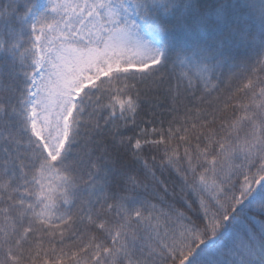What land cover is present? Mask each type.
<instances>
[{
    "label": "snow or ice",
    "instance_id": "6c2138e0",
    "mask_svg": "<svg viewBox=\"0 0 264 264\" xmlns=\"http://www.w3.org/2000/svg\"><path fill=\"white\" fill-rule=\"evenodd\" d=\"M0 264H264V0H0Z\"/></svg>",
    "mask_w": 264,
    "mask_h": 264
}]
</instances>
